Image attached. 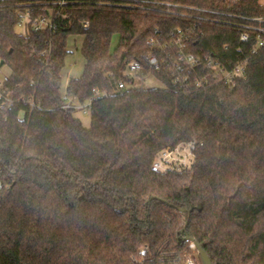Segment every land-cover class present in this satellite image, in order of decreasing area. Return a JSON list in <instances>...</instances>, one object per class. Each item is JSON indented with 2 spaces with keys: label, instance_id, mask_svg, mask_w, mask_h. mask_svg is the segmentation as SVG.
Listing matches in <instances>:
<instances>
[{
  "label": "trees",
  "instance_id": "obj_1",
  "mask_svg": "<svg viewBox=\"0 0 264 264\" xmlns=\"http://www.w3.org/2000/svg\"><path fill=\"white\" fill-rule=\"evenodd\" d=\"M40 1L0 0V60L25 100L0 108V264H183L185 237L212 264H264V48L238 38L261 0H69L54 29L17 32L18 11L56 9ZM76 35L84 66L61 93ZM178 45L192 69L170 65ZM131 59L163 87L116 90ZM238 62L232 86L214 77ZM62 94L91 100L89 127ZM187 142L189 168H153Z\"/></svg>",
  "mask_w": 264,
  "mask_h": 264
},
{
  "label": "built area",
  "instance_id": "obj_2",
  "mask_svg": "<svg viewBox=\"0 0 264 264\" xmlns=\"http://www.w3.org/2000/svg\"><path fill=\"white\" fill-rule=\"evenodd\" d=\"M43 1V0H42ZM40 1V2H42ZM49 3L56 6V9H49L46 14H37L33 15L29 9L18 11L17 23L16 26L21 28L19 33L25 34L28 31H41V30H52L56 26V20L59 16V8L63 5H66L69 0H48ZM260 5L264 8V0L260 1ZM250 23L244 24L242 26V31L239 34L240 41H248L251 34H254V43L252 44V50L254 51L256 48H264V18H249L247 19ZM253 22V23H252ZM87 25V21L83 22V26ZM179 32V29L177 28ZM180 33V32H179ZM182 36V35H180ZM153 42V40H151ZM177 43V42H176ZM179 43V42H178ZM181 45H178L177 52L175 54L176 59L170 62V65L175 69H181L182 64L187 69H192L196 64L197 59L192 53H185L182 49ZM166 57L173 56L170 55L169 51H165V57L161 60L164 63H167ZM143 60L148 66L151 72L158 71L160 69V60L153 54L143 57ZM2 60H0L1 62ZM207 64H210V60L207 61ZM4 62L0 64V108H9L15 102L25 101L23 97L19 99H14L11 96V91L7 87L9 73L2 72V66H4ZM7 67V65H6ZM142 64L138 59H131L125 63L123 75L128 78H133L136 75H140L142 73ZM214 77L218 80L224 81L225 83L232 86L238 77H244V62H238L226 69L221 65H214ZM178 81V78H177ZM207 81L206 78L198 79L195 81L197 86H201L203 83ZM126 87V84L123 80H118L116 83V90H121ZM105 91L95 90L94 95H105ZM62 99L64 100L63 107L67 108H76L85 111V108L90 104V99L87 100V105H78L74 106L72 101H70L65 94H62ZM31 108L35 106L32 100L27 101ZM193 142L181 143L174 147H167L161 150L154 158L153 168L157 170L164 171L166 169H175L182 170L187 169L191 166L193 159ZM189 247L192 252L195 253L188 257L183 264H196L195 257L198 255L195 246L192 242H190Z\"/></svg>",
  "mask_w": 264,
  "mask_h": 264
},
{
  "label": "rangeland",
  "instance_id": "obj_3",
  "mask_svg": "<svg viewBox=\"0 0 264 264\" xmlns=\"http://www.w3.org/2000/svg\"><path fill=\"white\" fill-rule=\"evenodd\" d=\"M16 31L20 32L21 28L19 26H16ZM82 39H83L82 36L79 35L68 37L67 48L69 50V54L65 58V65L61 71V75H62L61 93H64V88L67 81L70 78L78 77L82 72L84 66V58L80 52V45L82 43ZM117 43H118V35L114 34L111 39V49L116 47ZM2 72L8 73V68L6 67V65L2 66ZM126 87L147 89V88H162L163 85L154 76H152L151 74H147L144 77L139 75L134 76L132 84H126ZM72 103L74 106L87 105V101L83 103H79L73 100ZM73 115L81 121L84 127H89L90 115L88 108H85V111L74 108ZM189 249H190L189 252L186 254V259L190 257V255L192 256L195 253L194 251L192 252L190 247ZM195 262L196 264H202L198 255H196L195 257Z\"/></svg>",
  "mask_w": 264,
  "mask_h": 264
},
{
  "label": "water",
  "instance_id": "obj_4",
  "mask_svg": "<svg viewBox=\"0 0 264 264\" xmlns=\"http://www.w3.org/2000/svg\"><path fill=\"white\" fill-rule=\"evenodd\" d=\"M2 63V61L0 62V64ZM181 211H185L184 208L180 209ZM184 240H189L190 242H192L195 246V249L198 253V257L200 258L202 264H212L211 260L209 259L208 255L206 254L204 248L202 245L198 244L197 242H195L192 238L190 237H185Z\"/></svg>",
  "mask_w": 264,
  "mask_h": 264
},
{
  "label": "crops",
  "instance_id": "obj_5",
  "mask_svg": "<svg viewBox=\"0 0 264 264\" xmlns=\"http://www.w3.org/2000/svg\"><path fill=\"white\" fill-rule=\"evenodd\" d=\"M66 86V85H65Z\"/></svg>",
  "mask_w": 264,
  "mask_h": 264
}]
</instances>
